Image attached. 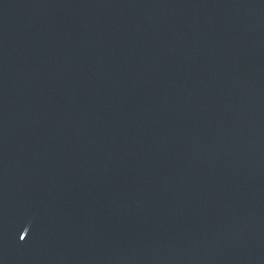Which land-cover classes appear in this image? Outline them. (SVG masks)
<instances>
[{"label": "water", "instance_id": "water-1", "mask_svg": "<svg viewBox=\"0 0 264 264\" xmlns=\"http://www.w3.org/2000/svg\"><path fill=\"white\" fill-rule=\"evenodd\" d=\"M0 264H264V0H0Z\"/></svg>", "mask_w": 264, "mask_h": 264}]
</instances>
